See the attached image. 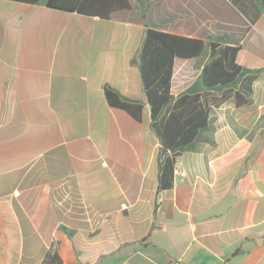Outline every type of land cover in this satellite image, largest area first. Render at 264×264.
<instances>
[{
  "label": "crops",
  "instance_id": "obj_1",
  "mask_svg": "<svg viewBox=\"0 0 264 264\" xmlns=\"http://www.w3.org/2000/svg\"><path fill=\"white\" fill-rule=\"evenodd\" d=\"M130 1L105 19L0 0V264H264L262 0ZM149 28L221 37L253 77L246 104L208 95L209 127L166 189L140 70ZM210 51L175 59V97L205 90Z\"/></svg>",
  "mask_w": 264,
  "mask_h": 264
},
{
  "label": "trees",
  "instance_id": "obj_2",
  "mask_svg": "<svg viewBox=\"0 0 264 264\" xmlns=\"http://www.w3.org/2000/svg\"><path fill=\"white\" fill-rule=\"evenodd\" d=\"M37 3L40 0H17ZM264 5V0H262ZM52 8L76 11L87 16L110 18L114 11L132 7L130 0H46ZM210 46L201 80L205 90L189 89L178 97L172 93L174 64L177 57L195 58ZM239 46L226 44L221 37L206 42L202 39L163 32L149 28L140 55V70L152 109L153 127L161 137L159 188L174 185L177 157L196 146L204 130L209 127L210 103L208 95L221 91L213 100L220 103L234 96L238 105L246 104L252 94V76L246 81L245 69L237 61ZM107 102L141 120L142 104L125 98L106 87ZM57 254L49 253L42 264H60Z\"/></svg>",
  "mask_w": 264,
  "mask_h": 264
}]
</instances>
